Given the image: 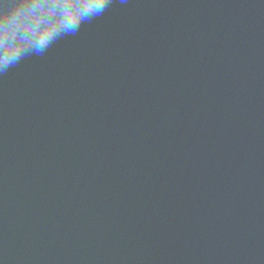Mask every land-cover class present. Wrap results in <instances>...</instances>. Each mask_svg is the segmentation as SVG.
I'll return each instance as SVG.
<instances>
[{"label":"water","instance_id":"95a60500","mask_svg":"<svg viewBox=\"0 0 264 264\" xmlns=\"http://www.w3.org/2000/svg\"><path fill=\"white\" fill-rule=\"evenodd\" d=\"M0 0V264H264V0Z\"/></svg>","mask_w":264,"mask_h":264},{"label":"clouds","instance_id":"9594fccd","mask_svg":"<svg viewBox=\"0 0 264 264\" xmlns=\"http://www.w3.org/2000/svg\"><path fill=\"white\" fill-rule=\"evenodd\" d=\"M110 0H97L95 3L94 8L91 10L90 14H99L101 13L106 7Z\"/></svg>","mask_w":264,"mask_h":264}]
</instances>
